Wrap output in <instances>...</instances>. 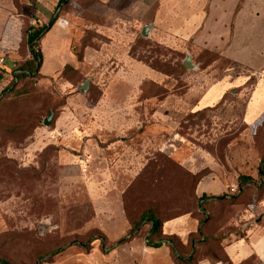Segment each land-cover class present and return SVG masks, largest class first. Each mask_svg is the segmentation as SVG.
I'll return each mask as SVG.
<instances>
[{"label": "rangeland", "instance_id": "obj_1", "mask_svg": "<svg viewBox=\"0 0 264 264\" xmlns=\"http://www.w3.org/2000/svg\"><path fill=\"white\" fill-rule=\"evenodd\" d=\"M85 16L57 75L16 85L5 75V68L26 65V25L16 33L14 53H0L6 79L0 91V260L142 264L143 250L129 244L139 239L148 246L149 225L133 238L131 223L152 210L163 221L193 214L201 228L209 216L196 187L213 169L236 185L230 196L238 192L239 176L255 182L244 184L234 200L214 204L218 215L211 213L209 232L215 242L207 245L213 252L197 247L198 258L222 260L224 239L264 228V116L253 126L243 122L261 73L252 66L264 62L242 65L229 58L234 29L230 44L220 48L161 29L148 38L124 28L107 33L97 27L112 22ZM9 17L1 14L0 20ZM187 55L194 70L184 67ZM238 77L249 80L217 107L196 110L210 87ZM50 112L53 120L45 127Z\"/></svg>", "mask_w": 264, "mask_h": 264}, {"label": "crops", "instance_id": "obj_2", "mask_svg": "<svg viewBox=\"0 0 264 264\" xmlns=\"http://www.w3.org/2000/svg\"><path fill=\"white\" fill-rule=\"evenodd\" d=\"M1 14H10L9 22L0 20V32L6 23L8 25L7 33L0 36L1 54L14 53L16 33L25 25L28 28L49 27L40 42L44 57L40 73L44 76L59 74L61 63L69 60V45L80 37V21L85 20L84 14L91 20L112 22L113 27H97L107 33L124 28L133 34L152 26L153 29L172 31L173 35L180 37L193 34L196 43L220 48L230 44L229 30L234 29L236 48L229 58L242 65H245L244 61L264 62V0H0ZM52 21L54 24L50 26ZM61 21L67 22V25L63 27ZM252 67L261 73L243 114V122L248 126L257 124L264 116V65ZM0 68L4 69V66L0 65ZM5 69V75L12 78V70ZM3 75H0V91L1 86L6 84ZM248 78L222 79L206 91L196 110L217 107L228 93L234 92V87L245 86ZM235 187L229 185L220 170L213 169L198 186V195L220 197L227 195L229 188ZM198 229V220L185 215L164 223L162 235L177 237L184 246H188L191 236ZM232 237L233 240L224 239L222 260L208 257L198 264H264V228L256 225L242 236ZM129 245L132 249L140 247L143 250L144 254L140 253L138 257L142 264H176L167 245L154 249L143 245L139 239H134Z\"/></svg>", "mask_w": 264, "mask_h": 264}, {"label": "trees", "instance_id": "obj_3", "mask_svg": "<svg viewBox=\"0 0 264 264\" xmlns=\"http://www.w3.org/2000/svg\"><path fill=\"white\" fill-rule=\"evenodd\" d=\"M69 1V0H68ZM54 24V21L50 23V26ZM49 31V27H41V28H35V27H29L26 31V37H25V44L27 46V52H28V57H27V62L24 67H19L15 68L12 70L11 75H12V85H16L19 81H22L24 79H29L34 76H37L40 73V70L42 68V65L44 63V57L40 49V42L42 40L43 35ZM2 100V94H0V102ZM213 109V108H212ZM210 109L202 110V111H207ZM199 111V112H202ZM264 165V161L261 163ZM264 174V166H260L259 168V175L263 176ZM204 178H201L198 181L197 187H196V193L195 197L198 200V202L203 204L205 214L209 216L208 220L203 219V226L199 228L198 232L194 235L191 236L189 245L184 246L181 240L177 237H164L162 235V228L164 223L173 220H160L157 218V216L154 214L152 210H148L144 212L140 219L137 222L131 223V232L130 236L133 238H137L140 236H137V233L139 232V229L143 224L149 225V237H148V246L154 249H158L162 247L163 245H167L171 248L172 253H173V258L176 264H198L199 261H202L204 259L198 258L199 256V250L197 247H207V245L215 242V239L212 234L209 232V225H211L215 220L212 218L211 213L213 215H218L217 213H213V207L214 204L216 203H225L226 201L229 200H234L236 196L240 195L244 189H246L244 184L250 183L253 184L255 183L253 178L249 176H244L241 175L238 178V192L230 196V195H224L220 197H207V196H199L198 195V186L200 183L203 181ZM240 201V200H239ZM244 202H239L236 203V205L243 204ZM210 212V213H209ZM193 216V214H186ZM180 217V216H179ZM176 217V218H179ZM182 217V216H181ZM204 217L203 214H201V219ZM219 217V216H217ZM174 218V219H176ZM197 219V217L195 216ZM202 223V222H201ZM204 237V242H196V239ZM194 243V247H192ZM180 248H183V250L188 249L189 254L188 255H183L180 252ZM207 252L212 253L213 252V247H207ZM207 258V257H206ZM222 258H223V246H222ZM0 264H6L4 261L0 260Z\"/></svg>", "mask_w": 264, "mask_h": 264}, {"label": "water", "instance_id": "obj_4", "mask_svg": "<svg viewBox=\"0 0 264 264\" xmlns=\"http://www.w3.org/2000/svg\"><path fill=\"white\" fill-rule=\"evenodd\" d=\"M152 29H153L152 26L144 27L142 32H141L142 37L143 38H148L150 36V34H151ZM184 67L187 70H194L195 69V66L192 65V59H191L190 55H187L186 60L184 62ZM88 86H89V81H86L82 85L81 89H82V91L84 93L87 92ZM52 120H53V113L50 112L48 118L44 121V126L45 127H49L51 125V123H52Z\"/></svg>", "mask_w": 264, "mask_h": 264}, {"label": "built area", "instance_id": "obj_5", "mask_svg": "<svg viewBox=\"0 0 264 264\" xmlns=\"http://www.w3.org/2000/svg\"><path fill=\"white\" fill-rule=\"evenodd\" d=\"M61 25L63 26V27H65L66 25H67V22H65V21H61ZM4 63V59H1L0 60V64H3Z\"/></svg>", "mask_w": 264, "mask_h": 264}]
</instances>
